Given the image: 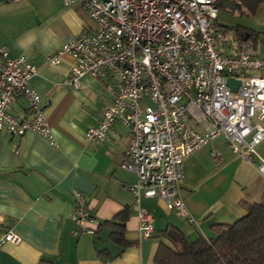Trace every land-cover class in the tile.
<instances>
[{"label": "crops", "instance_id": "obj_1", "mask_svg": "<svg viewBox=\"0 0 264 264\" xmlns=\"http://www.w3.org/2000/svg\"><path fill=\"white\" fill-rule=\"evenodd\" d=\"M219 1L225 2L219 13L222 7L239 5V0ZM226 27L245 29L242 38H251L252 33L264 58V23ZM93 29L79 0L69 5L62 0L0 1V46L12 58L27 56L38 67L30 86L42 96L56 142L34 131L23 135L0 132V236L11 230L21 237L20 243L1 247L0 264H152L160 242L167 241L162 233L169 227H177L188 242L201 236L215 238V225L234 223L246 215L251 203L264 198L259 158L249 160L236 154L219 136L184 161L179 194L196 223L168 210L159 198L138 201L127 188L137 176L122 166L129 129L115 122L107 141L95 143L86 138L104 104L113 101L117 80L87 74L80 88L74 89L66 85L73 57L64 54L59 63L49 61L70 36ZM10 112L19 118L31 117L22 95L11 104ZM212 148L221 152L222 162L214 161ZM256 150L264 159V140ZM73 190L87 196L91 216L101 223L128 209L125 237L130 244L114 242L108 226L95 235L74 234L79 228L72 219ZM139 210L152 216L154 230L149 238L140 233ZM86 226L95 228L91 222Z\"/></svg>", "mask_w": 264, "mask_h": 264}, {"label": "built area", "instance_id": "obj_2", "mask_svg": "<svg viewBox=\"0 0 264 264\" xmlns=\"http://www.w3.org/2000/svg\"><path fill=\"white\" fill-rule=\"evenodd\" d=\"M79 1L94 29L70 36L49 61L73 57L66 85L74 89L87 74L117 80L113 101L104 104L86 138L107 141L115 122L129 129L122 166L137 176L127 188L138 201L159 198L168 210L196 223L179 194L184 161L219 136L236 154L259 158L264 174V159L256 150L264 140V58L253 39L217 22V0ZM0 57V132L34 131L56 144L42 96L30 86L38 67L27 56L12 58L6 47L0 46ZM229 78L240 81L237 91ZM19 95L29 104L30 118L10 112ZM211 156L222 162L216 148ZM73 197L72 219L79 228L74 234L95 235L101 222L91 216L87 196L73 190ZM138 217L140 233L151 237L152 216L139 210ZM8 242L18 244L21 237L11 230L3 233L0 249Z\"/></svg>", "mask_w": 264, "mask_h": 264}, {"label": "trees", "instance_id": "obj_3", "mask_svg": "<svg viewBox=\"0 0 264 264\" xmlns=\"http://www.w3.org/2000/svg\"><path fill=\"white\" fill-rule=\"evenodd\" d=\"M252 9L260 0H243ZM218 6L225 2L217 0ZM240 37L246 30L237 28ZM249 37L254 35L249 32ZM129 210L125 209L111 220L101 223L111 230L110 238L119 245L126 246L130 242L125 237L126 222ZM215 238L199 237L188 242L182 232L175 226L162 233L167 241H161L152 264H264V198L260 202L251 203L247 213L231 224H218Z\"/></svg>", "mask_w": 264, "mask_h": 264}, {"label": "rangeland", "instance_id": "obj_4", "mask_svg": "<svg viewBox=\"0 0 264 264\" xmlns=\"http://www.w3.org/2000/svg\"><path fill=\"white\" fill-rule=\"evenodd\" d=\"M237 7H222L219 13L218 23L224 26H254L256 23H264V0H260L257 12L252 10L249 4L239 0ZM209 158V157H208ZM94 237V236H93Z\"/></svg>", "mask_w": 264, "mask_h": 264}, {"label": "water", "instance_id": "obj_5", "mask_svg": "<svg viewBox=\"0 0 264 264\" xmlns=\"http://www.w3.org/2000/svg\"><path fill=\"white\" fill-rule=\"evenodd\" d=\"M240 81H236L235 79L229 78L228 85L231 87L233 91H237Z\"/></svg>", "mask_w": 264, "mask_h": 264}]
</instances>
